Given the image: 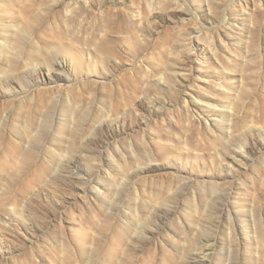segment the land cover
Wrapping results in <instances>:
<instances>
[{
  "label": "rangeland",
  "instance_id": "obj_1",
  "mask_svg": "<svg viewBox=\"0 0 264 264\" xmlns=\"http://www.w3.org/2000/svg\"><path fill=\"white\" fill-rule=\"evenodd\" d=\"M120 2L0 0V264H264V0Z\"/></svg>",
  "mask_w": 264,
  "mask_h": 264
},
{
  "label": "bare ground",
  "instance_id": "obj_2",
  "mask_svg": "<svg viewBox=\"0 0 264 264\" xmlns=\"http://www.w3.org/2000/svg\"><path fill=\"white\" fill-rule=\"evenodd\" d=\"M177 2L181 5L182 4V7H184L183 5H184V3L182 2V0H177ZM228 4H233L234 2H235V0H228ZM119 5L121 4V5H123V0H122V2H120V3H118ZM210 4V3H209ZM212 5V6H211ZM210 6H208V8L211 10V11H213V7H214V5L213 4H211ZM216 8V7H215ZM218 8V7H217ZM184 9H187V10H189V8H186V7H184ZM226 11V10H225ZM215 12H216V9H215V11H213V13L215 14ZM216 15H217V13H216ZM193 16H194V18L196 19L198 16H197V14H193ZM154 18H156V16L153 14V15H150V19H154ZM197 23L199 24V26H200V28L203 30V31H208V30H211V31H213V32H211V34H210V36L212 37V38H215V39H221L220 37V34H219V32L216 30V27H217V24H218V18L217 17H210V19H209V25H208V28H205L204 26H203V24L201 23V20H198L197 21ZM141 105V104H140ZM253 150V149H252Z\"/></svg>",
  "mask_w": 264,
  "mask_h": 264
}]
</instances>
